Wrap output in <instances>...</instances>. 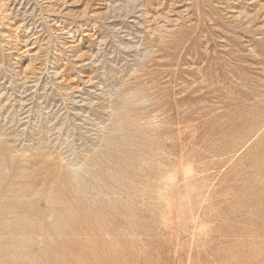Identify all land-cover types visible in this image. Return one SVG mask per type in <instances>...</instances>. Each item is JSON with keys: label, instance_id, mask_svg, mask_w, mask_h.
Returning <instances> with one entry per match:
<instances>
[{"label": "rangeland", "instance_id": "obj_1", "mask_svg": "<svg viewBox=\"0 0 264 264\" xmlns=\"http://www.w3.org/2000/svg\"><path fill=\"white\" fill-rule=\"evenodd\" d=\"M0 264H264V0H0Z\"/></svg>", "mask_w": 264, "mask_h": 264}]
</instances>
